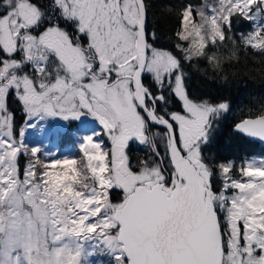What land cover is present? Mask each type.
<instances>
[{"label": "snow or ice", "instance_id": "6c2138e0", "mask_svg": "<svg viewBox=\"0 0 264 264\" xmlns=\"http://www.w3.org/2000/svg\"><path fill=\"white\" fill-rule=\"evenodd\" d=\"M148 7L0 0V264H92L97 255L110 264H264V159L246 162L237 179L234 163L204 155L230 105L194 98L183 68L204 58L221 71L236 57L208 51L230 39L233 17L254 25L241 44L264 53V0L170 8L176 52L156 46ZM9 97L26 127L17 128ZM173 100L179 110H169ZM49 118L84 126L73 134L77 155L26 143L32 121ZM65 130L39 127L57 138ZM234 131L264 141V105Z\"/></svg>", "mask_w": 264, "mask_h": 264}, {"label": "trees", "instance_id": "16d2710c", "mask_svg": "<svg viewBox=\"0 0 264 264\" xmlns=\"http://www.w3.org/2000/svg\"><path fill=\"white\" fill-rule=\"evenodd\" d=\"M202 1L146 0L149 6L147 31L156 33V46L176 52L174 45L177 40L174 33L177 21L174 14H169L170 8L188 2L196 6ZM251 28L252 24L248 21L233 17L231 31L226 33L230 39L226 40L222 47H209L210 54L214 52L222 57H226L235 49L236 57L230 63H226L221 71H213L204 58L193 59L183 64L186 85L194 98H207L213 102L226 101L230 105L226 118L221 119L216 125L212 141L204 155L214 163H234L232 175L235 178L239 177L238 169L245 164L247 157L264 154V148L257 141L236 133L233 127L237 121L253 115L261 105H264V53L246 48L240 42L241 35ZM8 107L14 113L15 123L19 129L24 118L21 105L14 97H9ZM169 107V110H177V102L171 101ZM22 161L23 156L19 160L21 168ZM119 195L118 192H114L113 200H118ZM104 262L110 264V258L106 255Z\"/></svg>", "mask_w": 264, "mask_h": 264}, {"label": "rangeland", "instance_id": "374dc122", "mask_svg": "<svg viewBox=\"0 0 264 264\" xmlns=\"http://www.w3.org/2000/svg\"><path fill=\"white\" fill-rule=\"evenodd\" d=\"M215 2L216 0H203L201 4L193 6V7L201 8L205 5L211 6ZM253 28H254V25H252V28L248 30L246 33H244L243 35H247L249 32L253 30ZM32 122L38 123V128L36 129L26 128L25 141L27 144L34 145V146H40L46 151H52L53 153H58L61 156L77 155V141L73 134L76 132L77 129H80L82 131L84 130V126L82 124H80L79 122L77 123L75 128H73L74 133H70V130H67V134L72 136L73 138V143H72L71 141H69V140H72V138L64 136V138L66 139L65 141H69L72 143L70 145H67L63 139H59L60 137L57 139L55 135H48L47 133H41L39 131V127L51 128L53 125L65 127L64 121H60L58 119L53 120L49 118L48 120H45V121H32ZM21 127H26V123L24 122L20 126V128ZM65 144L66 146H64ZM105 144H108V141L106 140V138H105ZM59 146H62L61 151L58 148ZM261 159H264V154L263 155L254 154V155L247 157L244 162L246 164V162L248 161H252V160L259 161ZM26 163H27V159L23 157L21 172H23V169ZM239 178H240V175L237 179ZM104 258L105 256L97 255V256L90 257L89 259L92 262V264H106L104 262Z\"/></svg>", "mask_w": 264, "mask_h": 264}, {"label": "flooded vegetation", "instance_id": "af4514ba", "mask_svg": "<svg viewBox=\"0 0 264 264\" xmlns=\"http://www.w3.org/2000/svg\"><path fill=\"white\" fill-rule=\"evenodd\" d=\"M38 2H39L40 4H46V3H47V0L38 1ZM144 82H145V84L150 85V83H151L150 78H149V77H146V80H145ZM175 102H176V101H175ZM170 104H171V101H170ZM170 104H169V105H170ZM170 107H171V106H170ZM170 107H169V108H170ZM21 110H22V106H21ZM177 110H179V104H178V102H177ZM172 111H176V110H172ZM22 112H23V111H22ZM23 114H24V113H23ZM25 119H26V117H25V114H24L23 123L25 122ZM77 123H78V122H65V129H66V130L62 133V135L60 136L59 139H63V140L65 141L66 139L64 138V136L72 138V136H70V135L67 134V130H70V133H74L73 128H75V126L77 125ZM89 123H90L91 127H96V125L91 124V122H89ZM77 127H78V126H77ZM84 130H86V129L84 128ZM66 134H67V135H66ZM57 139H58V138H57ZM69 141H71V142L73 143V138H72V140H69ZM69 141H65L67 145L72 144V143L69 142ZM66 144H65L64 146H66ZM58 148H59L60 151L62 150V146H59ZM63 148H64V147H63ZM131 148H132V155H133L134 157H139V156H142V155H143V146H140V145H138V144H132V145H131Z\"/></svg>", "mask_w": 264, "mask_h": 264}, {"label": "water", "instance_id": "95a60500", "mask_svg": "<svg viewBox=\"0 0 264 264\" xmlns=\"http://www.w3.org/2000/svg\"><path fill=\"white\" fill-rule=\"evenodd\" d=\"M245 118H247V117H245ZM244 119V118H243ZM242 119H240L239 121H241ZM239 121H237L236 123H238ZM235 123V124H236ZM234 124V125H235ZM234 127V126H233ZM244 136V135H243ZM246 137V136H245ZM247 138H249V137H247ZM249 139H252V140H255V141H257L263 148H264V141H260L259 139H256V138H249Z\"/></svg>", "mask_w": 264, "mask_h": 264}]
</instances>
